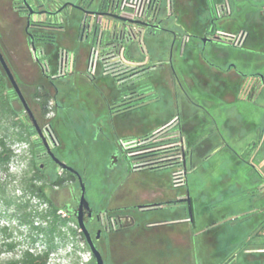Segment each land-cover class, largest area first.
I'll use <instances>...</instances> for the list:
<instances>
[{
  "label": "rangeland",
  "instance_id": "obj_1",
  "mask_svg": "<svg viewBox=\"0 0 264 264\" xmlns=\"http://www.w3.org/2000/svg\"><path fill=\"white\" fill-rule=\"evenodd\" d=\"M16 1L20 0H0V50L35 118L41 127L49 124L50 121L52 122L53 117L55 118L54 130L63 147L57 156L62 162L82 175L86 189L85 197L94 209L107 206L110 201L112 204L129 202L128 197L129 199L133 198L132 193L136 192L137 188L142 187L143 184L148 183L151 176L147 172L132 174L130 177L125 176L126 162L122 158L114 170L109 173L106 172L105 165L109 161L108 155L112 146L117 145L118 141H114V143L107 140L96 141L93 137L96 130L92 131L91 134L88 131L89 127L94 126L88 123L89 120H86L89 112L98 117L105 112V109H101L99 104L88 103L86 99L89 82L80 78L82 76L80 71L85 72L86 70L87 48L77 46L78 48L74 49L70 44L71 36H66L68 40L64 39L65 31L59 36L60 48L69 54L71 49L75 50L76 60L74 64L78 72L55 82V89L64 91L57 94L54 87L50 86L41 76L36 66L24 33L25 20L19 18L13 11V2ZM185 2L187 3L184 10L187 17L195 18L198 23L204 24V18L199 17L197 10L190 7L189 2L194 5L198 0H174L176 7ZM231 2L234 4L233 0ZM92 8L97 10L96 5ZM214 24L219 26L217 22ZM169 25L173 27V21ZM220 47L224 49H219V54L230 57L228 63L235 64L238 70L246 74L257 73L264 78V50L262 48L256 49L249 45L247 48L237 49L225 43L220 44ZM211 50L210 46L205 49L207 59L212 58L213 62L221 64L219 58L211 57ZM240 54L245 55L244 61L237 58ZM166 56L169 58V53L162 55L161 58ZM170 65L172 71L178 75L181 69L191 68L192 65L196 67V63H192V60L187 63L182 62L176 50L171 56ZM198 65L199 63H197V67ZM3 75L7 88L11 91L12 86L4 71ZM162 75V73L158 75L159 80H162ZM39 85L47 89L53 100L49 104L51 109L46 117L41 116L39 102L33 97L35 88ZM212 85L214 83L210 84V86ZM154 90L158 98V102L153 105L154 110L166 108L167 113L175 116L177 109L172 102L173 94L170 95L160 88ZM185 91L192 100L202 106L199 110L200 118L202 117L201 124L194 130V134H191V138L195 135L198 138L212 134L215 136V142H219V146H222L221 141H219L220 135H222L232 149L238 148V144L247 143L251 138H254L255 131L264 127V87L252 103L239 102L236 108L242 118L249 119L255 124L250 129L251 131L247 127L242 126L240 128V134L243 138L245 136L246 141L243 138L238 140L239 136L232 137L228 133L229 129L226 124L229 119H235L232 114L235 110H230L228 104L221 101L217 94L210 91L209 88L206 89L202 83L198 88H185ZM109 93L111 98L114 92L110 90ZM56 101L59 104L57 107L54 106ZM66 103L69 106H62ZM10 104L15 113L22 117L23 108L18 98L13 97ZM185 104L187 105L184 107L186 113L185 111L183 113L178 111L185 115L182 118L183 122H187L186 116L193 113L191 106L186 102ZM8 146L13 156L6 167V171L0 170V264L18 260L21 253L26 250L30 253H40L48 245L44 237L31 230L28 224L20 221V217L33 210L41 212L45 209V205H39L40 202L36 197L25 193L22 189L24 187L23 178H29L32 174L29 167L31 159L28 152L29 147L27 144L19 142H12ZM36 149L38 151V147ZM244 159L245 163L239 164L232 153L224 149L213 156L210 164L204 165L206 168H211V172L207 175L194 174L188 168L186 188L192 200L193 228L190 223H178L155 231L132 228L120 237L105 236L98 243L102 251L103 263L201 264L199 255H201V259H204L207 252V245L203 244L204 232L211 222L215 221L217 225L222 226V230H218L213 235L219 236L222 242L230 239L241 241L250 234L251 220L242 221L233 226L224 224L241 211L247 212L246 214L256 213L252 228L257 226V229L262 231L264 229V213L261 214V212L264 211V192L261 194L262 196L259 195V189L264 184V172L258 167L256 161L251 160L247 153L244 155ZM203 160L194 161V166L200 165L204 162ZM37 164L38 161L35 165L37 166ZM53 170V167H49L43 172L48 183L53 182L51 175ZM106 173L111 174L110 181H107ZM166 174L168 176L169 172L167 171ZM118 175L123 176L125 183L111 200L115 190V178ZM171 190L174 191V189ZM78 192L79 188L76 181H70L57 189L45 188L47 198L61 211L67 203L72 206L76 204ZM251 192L255 193L253 197H251ZM73 194L75 195L73 196ZM26 202L28 206L24 207L23 204ZM211 203L212 205H209ZM179 216L182 217L180 210L177 217ZM32 221L34 226H41V222L36 218ZM68 226L73 229L78 228L73 222H69ZM105 245L111 246L108 251H106ZM184 246H188L186 252L183 249ZM54 248L55 250L48 257L47 264H94L90 250L80 240L79 236L74 239L69 238L65 243L56 241Z\"/></svg>",
  "mask_w": 264,
  "mask_h": 264
},
{
  "label": "flooded vegetation",
  "instance_id": "obj_2",
  "mask_svg": "<svg viewBox=\"0 0 264 264\" xmlns=\"http://www.w3.org/2000/svg\"><path fill=\"white\" fill-rule=\"evenodd\" d=\"M231 1L203 0L204 7L199 6L197 3L193 5L189 2L190 7L193 9L197 10L200 7L207 12L210 20L200 24L195 21V18L187 17L184 10L187 2L180 3L176 7L174 0H158L157 13L153 18L142 23L152 26L158 25L159 30L138 25V34L141 39L131 42L124 61L113 58L109 43H105L102 47L100 46V53L97 56H93L92 53L96 45L95 33L99 25L103 23L104 28L110 31L114 23L120 21L119 17L122 18L119 11L121 10L119 0H29V4L32 5L35 11H49L52 14L49 16L45 14L31 16L28 28L26 21L27 11L22 6L21 0L13 2V11L19 18H24L25 20L24 33L36 66L41 76L50 86L54 87L55 79L71 76L78 72L74 64L76 60L74 49L79 46L87 48L86 70L85 72L80 71L82 75L80 78L89 82L86 99L88 103L99 104L101 109H105V112L98 117L89 112L86 120H89L88 123L94 126L89 127L88 131L91 134L92 131L96 130L93 134L96 141L107 140L110 143L118 141L117 145L112 146V150L108 155L109 161L105 165L107 168L106 172L109 173L114 170L122 158L126 162L125 176L130 177L132 174L140 172H147L151 176L148 183L143 184L142 187L137 188L136 192L132 193L133 198L129 199L128 197L129 202L112 204L110 201L107 206L94 209L85 197L91 212L89 214L87 210L83 211L82 219L93 245L100 254L102 251L98 243L105 236L120 237L125 235L126 231L132 230V228L155 231L178 223H190L193 228L192 207L191 220L189 221L186 204L169 205V203L185 198L188 194L186 188L187 171L188 168L191 170L195 166L186 142L187 135L183 133L181 126L183 124L182 118L185 115L179 112L182 111L183 113L185 111L186 113L184 108L185 106L187 107L186 102L193 109L192 118L190 119L192 123L190 125H196L201 121L202 117L200 118L199 110L202 106L192 100L187 91H185V88L199 87L200 84L197 85V67L192 65L191 68L181 69L178 75L175 71H172L170 65L171 56L176 50L182 62L187 63L192 60L193 63V54L189 55L186 50L191 41L196 40L199 43L197 56L200 58V62L223 72L233 70L237 77L244 79L240 91L241 97L243 99H252L254 97L255 99L264 87L263 76L257 73L246 74L238 70L235 64L227 63L225 60L222 64L223 66H220L213 62L212 58L207 59L205 56V49L210 46L212 48L211 57L223 59L228 57L224 54H219V49H224L220 47V44L225 43L234 48H242L248 39V30L256 28L260 30L259 45L264 50V0H233L234 4ZM94 5H96V11L92 8ZM66 10H76L78 12L76 19H70V17L66 19V27L64 28V39L68 40L66 36H71L70 39L72 41L70 44H72L74 49H71L69 54V52L60 48V51L64 50L70 55V61L65 67V62L60 60L61 54L59 51L56 73L50 75L48 67L39 58L40 55L43 56L44 51L40 46H35V38L33 36H39H37V32L34 29L42 26V23L48 19L52 23H60V19H63L62 14ZM21 11L24 12V15L21 14ZM171 21H173V27L169 25ZM214 22H217L219 26L213 25ZM123 25L129 26L126 23H123ZM187 27L192 29L195 27L196 30L191 32ZM235 27L240 29L235 31ZM152 30L159 31L166 37L169 36L171 38L172 45L169 48V58L166 56L154 62L149 57L145 36L147 31ZM29 35L35 47V52L31 50ZM237 37L240 39L239 45L233 42L234 38ZM203 38L213 39V42L204 45L202 42ZM160 73L163 74L162 80L158 79ZM155 88L163 89L170 95L173 94L172 102L177 109L175 116L167 113L166 108L154 110L153 105L158 102ZM110 90L114 92L111 98L109 95ZM55 92L58 94L57 89H55ZM57 105L59 104L55 102L54 106L57 107ZM184 123L187 124V122ZM41 128H47L50 131L52 137L50 138L48 134H45V137L52 154L61 161L57 154L63 147L55 130L49 124H45ZM258 131L261 132L262 129ZM34 138L39 144L35 156L36 161H38V170L43 173L49 167H53L54 171L60 175L63 171L52 162L36 134ZM180 141L182 142L181 146ZM184 162L186 165H184ZM167 171L169 172L168 176L166 174ZM51 175L52 177L54 176L53 174ZM80 176L82 177V175ZM107 176V181H110L111 174H107ZM82 180L84 183L83 177ZM75 181L77 182L76 177ZM124 183L125 179H123V176L118 175L115 178V190L111 200ZM51 188L57 189L58 187ZM171 189H174V191ZM77 197L74 206L67 203L64 205L63 211L57 208V214L73 219L76 222L75 216L78 208L79 192ZM191 201L190 198V205ZM50 202L52 203L51 200ZM52 205L55 207L53 203ZM179 210L182 212V217H177ZM85 246L89 249L86 240ZM105 246L106 251L111 247ZM187 248L188 246H184L185 252ZM243 252L251 254L261 253L264 250H244ZM238 253L239 251L234 253V259L238 257ZM185 257L186 255L184 256V262ZM226 264L232 263L226 262Z\"/></svg>",
  "mask_w": 264,
  "mask_h": 264
},
{
  "label": "trees",
  "instance_id": "obj_3",
  "mask_svg": "<svg viewBox=\"0 0 264 264\" xmlns=\"http://www.w3.org/2000/svg\"><path fill=\"white\" fill-rule=\"evenodd\" d=\"M197 4L204 7L203 0H198ZM197 13L199 17L204 18L205 22H208L210 20L204 8L198 7ZM21 14L24 15V12L21 11ZM77 14L78 12L76 10H66L62 14L63 19H60V23H52V21L48 19L44 23H42V26L35 27L34 29V31L37 32V36H39H33L35 38V46H40L43 49L44 52L42 61L44 65L48 67L50 75H54L56 73L58 53L60 51L58 38L61 34H63L65 30V21L68 17H70V19H76V17L78 16ZM195 21L197 20L195 19ZM187 29L191 32H195L196 30L195 27H193V29L187 27ZM239 29V27H235L234 30L237 31ZM248 31V39L242 48H247L249 47V45L254 46V48L256 49L261 48L259 45V38L261 34L260 30L256 28L250 29ZM145 44L149 57L152 61L157 62L158 60L162 59V55H166V53H169V48L172 45V40L169 36L166 37L163 33L152 30L146 32ZM198 50L199 43L196 42V40H192L186 50V53H188L189 55L193 54V62H195L196 65L200 62V58L197 56ZM237 58L244 61L245 55L240 54ZM64 78L67 77H59L55 79L54 86L56 81L63 80ZM243 81L244 79L242 77H237L236 88L238 93H240L241 91ZM60 92L63 93L64 91L58 90V94H60ZM13 97H16V95L14 94L13 90L10 91L7 88V83L3 75V69L0 66V170L6 171V167L13 156V153L9 149L8 144L12 142L27 144V146L29 147L28 152L31 155L29 167L32 171V174L29 178H23L24 187L22 189L25 193L36 197L40 202L39 205L44 204L45 209L41 212L33 210L30 213H27L26 215L20 217V221L28 224L31 230L44 237L48 245L40 253H30L26 250L21 253L18 260L8 261L4 264H47L49 255L55 250L54 243L56 241L65 243L69 238L74 239L79 236L80 240L85 245L84 237L79 232V229H73L68 226L69 222H73L77 226L75 220L68 219L67 217H63L61 214H57L58 209L53 207L52 203L45 194L46 187H63L66 183L75 181V177L71 173L66 171H63L60 175H58L57 172L53 170V182H47L43 173L39 171L38 166L35 165V152L37 151L36 148L39 147L38 141L34 138L35 132L32 126L26 121L25 113L21 112L22 117H20L11 107L10 101ZM33 97L36 98L39 102L38 105L41 116L46 117L51 109L49 107V104L53 101L49 92L44 86L39 85L35 88ZM56 102L58 103V101ZM62 106L67 107L69 105H67L66 103ZM186 117L188 124L186 125L183 122L181 126L183 133H185V135H187V138H189L191 137V134L195 132L194 130L197 129L201 122L196 125H190V123H192L190 122L192 115L188 114ZM52 120L53 121H50L49 125L54 129L55 118L53 117ZM232 125H237L238 127L240 126L239 122H236L234 119H229L226 124L227 128L230 130V128H232ZM187 145L190 149L189 153L194 162L205 159L210 153H212L219 147V142H215V136L209 134L205 137L202 136L196 138L193 143L187 142ZM250 194L251 197L255 195L254 192H251ZM23 206L27 207V202L24 203ZM256 215L257 214L254 213L245 214L235 218L232 217L224 223L233 226L237 223L242 222V219L251 220V232L245 239L241 241H236L234 239H230L225 242L220 241L219 236L213 235L214 233L218 232V230H222V226L217 225V222L215 221L211 222L210 226L204 232L205 236L203 238V244L207 245V252L204 256V259H201V255H199V262L202 264H226V262H230L232 264H264V252L251 254H245L243 252L244 250H264V229H262L261 231L257 229V226L256 228H252V226L254 225L253 218L256 217ZM35 218L41 222V226L33 225L32 220ZM237 251H239L238 257L234 259L233 255Z\"/></svg>",
  "mask_w": 264,
  "mask_h": 264
},
{
  "label": "crops",
  "instance_id": "obj_4",
  "mask_svg": "<svg viewBox=\"0 0 264 264\" xmlns=\"http://www.w3.org/2000/svg\"><path fill=\"white\" fill-rule=\"evenodd\" d=\"M221 61V64L217 63L220 66H223L222 64L225 62L228 63L230 60V57L226 58H219ZM197 67V65H196ZM198 67H200V70H198ZM197 67L198 70V84H204L206 89H210L213 93L217 94V96L220 98L221 101L225 102L228 104L229 109L232 110L234 109L235 113L232 112V114L235 116V121L239 122L240 126L238 127L237 125H232V128L228 130V133L233 137V136H239L238 140L243 138V136L240 134V128L247 127L248 130L252 129L255 124L251 122L249 119L242 118L241 114L236 111V108L239 104V102H249L252 103L254 100V97L252 99H243L240 95V93L237 92V76L233 72V70L230 71H220L216 68H210L206 66L203 62H199V65ZM211 83H214V85L210 86ZM211 87V88H210ZM196 88H198L196 86ZM237 118V120H236ZM251 131V130H250ZM250 134V132H248ZM194 134V133H193ZM192 136V135H191ZM250 137V136H249ZM196 139V135L194 137H189L187 138L186 142H194ZM244 141H246V138L244 136ZM221 145L219 146L215 151L210 153L202 162L200 165H196L193 169L190 171L193 172L194 174L199 173L202 175H207V173L211 172L210 167H204L205 164H210V161L212 160L213 156L218 154L219 152L223 151L224 149L231 152L234 158H236L237 163H245L244 155L247 153L251 160L256 161L258 167L264 172V127H262V131H255L254 138H251L247 143L244 145L238 144V148H232L229 147V145L226 143L224 137L220 135V140ZM254 145V146H253ZM237 146V145H236ZM242 158V159H241ZM264 183V180H263ZM259 192L261 195L264 192V184L263 186L260 187ZM262 196V195H261ZM209 205H212L209 204ZM262 211V210H261ZM202 213V212H201ZM247 212L241 211L237 216L239 217L242 215H245ZM264 213L261 212V214ZM248 219H242V221H247ZM246 224V223H245Z\"/></svg>",
  "mask_w": 264,
  "mask_h": 264
},
{
  "label": "water",
  "instance_id": "obj_5",
  "mask_svg": "<svg viewBox=\"0 0 264 264\" xmlns=\"http://www.w3.org/2000/svg\"><path fill=\"white\" fill-rule=\"evenodd\" d=\"M21 4L22 6L25 8V10L27 11V16H26V21H27V28L30 24V17L33 15H41V14H45L47 16L51 15L52 13L49 11H35L32 7V5L29 4L28 0H21ZM120 20L129 22V23H133V24H138L141 25L142 27H146V28H151V29H155V30H159V26H152L149 24H145L139 21H132V20H128V19H124V18H120ZM29 39L31 40V36L29 35ZM203 44L205 45L206 43H212L213 39H208V38H203L202 39ZM30 46H31V50L33 52H35V47L33 45V42L31 40L30 42ZM0 66L3 69L4 73L6 74L10 85L12 86V90L14 92V94L16 95V97L18 98L19 102L22 105L23 108V112L25 113L26 119L29 122V124L32 126L35 134L37 135V137L39 138V140L41 141L43 147L45 148L46 152L48 153L49 157L51 158L52 162L62 171H66L69 172L71 174H73L78 182L79 185V200H78V208L76 211V224L77 227L79 229V231L83 234L90 253H91V257L94 260L95 264H103V259L102 256L100 254V252L97 250V248L93 245L90 235L86 229V226L83 222V217H82V213L83 211L87 210L90 214L91 209L88 206V203L85 200V184L83 183L82 177L79 175V173H77L73 168L67 166L65 163L59 161L57 158L54 157V155L51 152L50 146L47 142V139L45 137V134H48L50 136V138L52 137L50 134V131L46 128V129H42L38 123V121L36 120L32 110L30 109L25 97L23 96L17 82L15 81V79L13 78V75L11 74L5 59L3 57V54L0 50ZM262 79V78H261ZM184 165H186V163L184 162ZM186 204V209H187V215H188V220H191V205H190V197L187 194V196L185 198L176 200V201H172L169 203V205H176V204ZM155 206V205H152Z\"/></svg>",
  "mask_w": 264,
  "mask_h": 264
},
{
  "label": "built area",
  "instance_id": "obj_6",
  "mask_svg": "<svg viewBox=\"0 0 264 264\" xmlns=\"http://www.w3.org/2000/svg\"><path fill=\"white\" fill-rule=\"evenodd\" d=\"M120 1V16L124 19L147 22L153 18L158 11V0H119ZM123 23L129 26L123 25ZM138 24L129 23L123 20L114 23L113 28L108 31L104 28V24H100L96 29V45L93 48V56H97L100 53V46L105 43H109L111 49V55L114 59L119 61L125 60V54L131 42L133 40H140L141 37L138 34ZM234 44L239 45L240 39L234 38ZM60 60L65 62V67L68 61H70V55L64 50L60 51ZM42 57V55H40ZM39 57V58H40ZM181 146V141L179 142Z\"/></svg>",
  "mask_w": 264,
  "mask_h": 264
}]
</instances>
